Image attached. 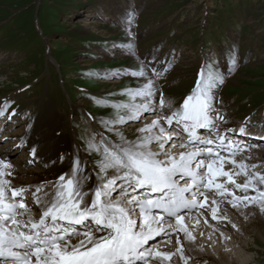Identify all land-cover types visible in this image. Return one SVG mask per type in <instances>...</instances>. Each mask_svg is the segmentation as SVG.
Here are the masks:
<instances>
[{"label":"snow or ice","instance_id":"6c2138e0","mask_svg":"<svg viewBox=\"0 0 264 264\" xmlns=\"http://www.w3.org/2000/svg\"><path fill=\"white\" fill-rule=\"evenodd\" d=\"M135 18L134 8L119 18L131 39L112 45L135 58L138 67L101 78L129 76L136 86L123 90L126 99L94 98L112 112L98 122L103 131L82 135V146L60 153L66 169L55 180L17 185L19 173L8 158L12 150L0 154V264H172L174 257L181 264H207L190 255L204 251L195 245L194 229L201 222L212 229L208 239L219 231L224 242L230 239L222 230L223 222L231 223L227 206L242 215L249 207L264 214V161L252 160L251 150L258 145L236 138L250 135V118L239 129L227 127L230 121L218 99L226 74L216 55L205 53L194 85L176 104L159 81L178 57L174 52L167 60H157L156 54L140 57ZM222 58L230 75L238 64L236 47L230 45ZM10 106L8 98L0 102V118L17 115L15 109L8 114ZM25 115L29 123L16 148L25 147L36 119ZM132 123L140 126L129 139L121 127ZM38 147L31 146L25 167L40 159ZM81 153L94 159H81ZM208 215L216 225L209 224ZM157 237L162 241L150 244ZM173 237L174 250H162L161 243L171 244Z\"/></svg>","mask_w":264,"mask_h":264},{"label":"rangeland","instance_id":"374dc122","mask_svg":"<svg viewBox=\"0 0 264 264\" xmlns=\"http://www.w3.org/2000/svg\"><path fill=\"white\" fill-rule=\"evenodd\" d=\"M132 8L136 10L133 28L139 56L156 54L157 60H167L174 52L178 57L166 78L159 81L166 86L167 98L181 103L194 85L205 53H214L226 74L218 99L230 124H241L246 118L264 124V0H0V102L8 98V114L17 111L11 121L0 118V154L12 150L8 158L17 172L25 173H19L20 180L34 184L40 176L57 178L66 163L58 158L50 169L37 165L40 161L25 167L32 157L26 146L15 147L29 123L25 114L36 118L27 136L38 141L39 154L49 155L57 140L64 143L60 153H71L73 145L82 146V135L103 131L98 122L112 112L98 106L94 98L126 99L123 90L136 86V79L129 76L101 78L106 72L138 67L135 58L112 45L131 39L118 20ZM230 45L237 49L238 64L228 75L222 54ZM139 125L121 127V131L134 139ZM85 158L90 159L81 153V159ZM196 219L193 215L192 221ZM234 221L241 233L223 227L224 235L251 247L250 252L237 249L244 254L233 258L235 264H264V217L238 215ZM256 229L259 238L253 236ZM208 230L202 223L194 229L195 245H203L208 255L215 254L218 263L225 264L219 252L232 251L220 245L219 231L208 239L212 233Z\"/></svg>","mask_w":264,"mask_h":264},{"label":"bare ground","instance_id":"6f19581e","mask_svg":"<svg viewBox=\"0 0 264 264\" xmlns=\"http://www.w3.org/2000/svg\"><path fill=\"white\" fill-rule=\"evenodd\" d=\"M223 111H224V113H225V109L223 108ZM226 114V113H225ZM16 116V115H15ZM15 116H12V119H14V117ZM11 119V120H12ZM150 119H151V117H150ZM5 120H8L7 118H5ZM10 120V121H11ZM147 121H143L142 123H146ZM148 122H150V121H148ZM141 123V124H142ZM133 124H135V123H132V124H130L131 126H133ZM140 126V125H139ZM227 127H234V128H236V129H239V125H237V124H233V125H231L230 123L227 125ZM261 128H262V126H260ZM248 128V127H247ZM129 129H134V126L133 127H130ZM252 129H254V128H252ZM252 129H247L248 130V133L250 134L249 136H245V137H240L238 134L236 135V138H238V139H243V140H245L246 142H251V143H253V144H256V145H258V142L259 143H261L262 142V139H258V138H254V137H257L258 135H260V136H264V127H263V130L262 129H260V128H258L257 130H255V131H253ZM27 135H29V133L27 134ZM38 143V141H34L32 138H30V137H28L27 136V143L25 144V146H26V149L28 150V152L30 153V148H31V146L33 145V144H37ZM258 146H260V145H258ZM260 147H256V148H253L251 151H252V153H253V155H252V160H253V162H257V161H264V150H260L259 149ZM264 148V147H263ZM62 149H64V143H63V141L62 140H57L56 141V146H55V148H54V150L48 155H42V154H39L38 153V156H39V160H37V161H40L39 163H37V165L39 164V165H42L43 166V164H48L49 166L48 167H45V168H49L50 169V166H53V164L54 163H52V161H57L58 160V158H59V153H60V150H62ZM90 161L92 160V158L90 157V159H89ZM65 163V162H64ZM66 167H67V161H66V163H65V169H66ZM63 168H64V165H63ZM48 169V170H49ZM63 171H64V169H63ZM18 173H20V174H25L24 172L22 173V172H18ZM62 173V172H61ZM46 174H48V173H46ZM44 179H49V180H55L56 178H52V177H47V176H45V178H42V176H40V177H37L36 178V180H35V182L34 183H39V182H41L42 180H44ZM14 183L15 184H17V185H27V183L26 182H24V181H22V180H20L19 178H17L15 181H14ZM28 184H30V183H28ZM32 184V183H31ZM90 185L92 186V184H91V181H90ZM91 186H88L89 188L91 187ZM30 195V194H29ZM28 199H29V201H31V196H29L28 197ZM229 208H231L230 206H229ZM235 210V209H234ZM231 211H233V209H231ZM242 211H243V215L240 213L239 215H241V216H243V217H248V216H254V218L255 219H258V217L259 218H262V217H264V214H260L259 213V211H258V209H255L254 207H250V211H248V210H246V209H242ZM254 213V214H253ZM228 216V215H227ZM236 216H238L237 214L235 215V218H236ZM207 219H208V221H209V224L210 225H216L217 224V222L216 221H213V220H211V216L210 215H208L207 216ZM243 222H244V225L243 226H246L245 227V229L247 228V223H246V221H245V219L244 220H242ZM202 224H203V222H201ZM231 224H237L236 223V221H234V222H231V223H229V222H227V221H225V222H223V227H231ZM242 226V227H243ZM256 226V225H255ZM259 226L261 227V225L259 224ZM205 227H207V228H209V230L211 229L210 227H208L207 225H205ZM238 228V227H237ZM239 229V228H238ZM255 229V228H254ZM209 230H208V232H209ZM211 231H212V229H211ZM234 231L235 232H237V234L239 235L240 233H241V230H236V229H234ZM248 233V230L246 229L245 230V234H247ZM208 234V233H207ZM253 236H256L257 238H259L260 237V232L259 231H257V229L255 230V234L253 233ZM219 237H220V235H219ZM218 238V237H217ZM237 238V237H236ZM172 240L173 241H175V238L173 237L172 238ZM158 241H162V238L161 237H157V239H156V242H158ZM154 242V241H153ZM155 242V243H156ZM151 243V242H150ZM219 243H220V245H222L223 247H224V250H225V248H227L228 250H229V252H230V250L232 251V252H230L229 254H227V255H225L224 253H220L219 252V259H222V260H224L226 263L225 264H227V263H229V264H235V262L233 261V258H240V254H244V252H242V251H238L239 250V248H241V247H243V248H245V250L246 251H248V252H250L251 251V247L247 244V243H245V244H242V241H236V239H234L233 237H230V239L228 240V241H226V243H223V242H221V240H220V238H219ZM211 244H214V246L216 245V244H218L217 242H215V241H211ZM205 246H209L208 244H205ZM161 247H162V250H165V251H168L167 249L168 248H170V251H172V250H174V248L173 247H171V244H167V245H165L164 243H161ZM186 247H192V245H186ZM238 249V250H237ZM245 251V252H246ZM190 255H192V256H194V257H196L197 259H199V260H201V261H207V264H209L208 263V261H212L214 264H219L218 263V261H217V257H216V255L214 254V255H212V256H210V255H208V253L204 250L203 252H199V251H193V252H191L190 253ZM246 255V254H245ZM181 264V262L179 261V259H178V257H174L173 258V262H172V264ZM191 264H196V261L194 260V261H192L191 262Z\"/></svg>","mask_w":264,"mask_h":264}]
</instances>
